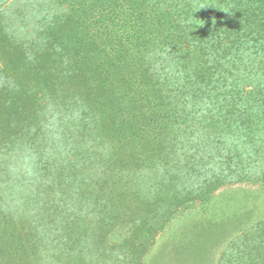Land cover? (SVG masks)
I'll use <instances>...</instances> for the list:
<instances>
[{
	"label": "trees",
	"instance_id": "16d2710c",
	"mask_svg": "<svg viewBox=\"0 0 264 264\" xmlns=\"http://www.w3.org/2000/svg\"><path fill=\"white\" fill-rule=\"evenodd\" d=\"M0 62V264H94L89 244L96 263L143 264L177 210L264 186V0H0ZM44 113L63 168L100 171L93 225L60 211L64 180L39 196L34 169L56 167L19 149ZM228 249L221 264H264V218Z\"/></svg>",
	"mask_w": 264,
	"mask_h": 264
},
{
	"label": "rangeland",
	"instance_id": "374dc122",
	"mask_svg": "<svg viewBox=\"0 0 264 264\" xmlns=\"http://www.w3.org/2000/svg\"><path fill=\"white\" fill-rule=\"evenodd\" d=\"M40 113L43 112L40 110ZM46 117L47 114L44 113L42 118L37 119L40 130L34 128L30 134L21 136V140H25L26 144L18 149L24 152L26 158L27 154L33 158L34 166L40 162H48V168L51 167L50 165L56 167V169L53 168L49 172H45L43 169H34L38 174L36 176L37 180L42 181V187L39 186L41 189L39 196L43 197V199L51 198L53 200L56 195L55 191L59 189L57 181L62 183L64 180L67 182L66 186H64L66 189H62L57 193V197H62L63 201L58 206L60 211L64 210L66 214L78 211L81 221L82 219L83 221L85 220L87 227L88 225H93L94 222L92 221L95 218L89 205L99 199L100 193L94 190L96 192L91 194V197H88L87 194L90 190H93L92 185L95 184L93 178L95 174L100 176V171L99 169L96 171L94 165L88 163L87 160L83 164H70L68 167L63 168L62 164L65 160L74 159V154L71 149L55 153L56 143L50 141L52 139H49L48 136L52 123L50 122L51 119L48 120ZM14 136L16 139H20L19 134ZM9 150L7 141L0 139V152L4 151L7 153ZM82 177V181L77 182V178L79 180ZM82 183L86 185L85 189H82ZM31 188L30 186L27 187L29 190ZM96 193L97 195H95ZM240 216L242 217L241 224L235 229L231 228L229 226L232 224L231 218H239ZM219 217H224V220L221 221ZM261 218H264V186L251 182L226 183L218 187L204 202L199 201V203H195L194 206L188 207L186 210H177L175 215L166 222L163 229L158 231L148 241L149 245H147L143 253V264H221L223 257L229 255L227 253L228 248L231 242L236 239V236L250 229ZM87 227L81 226L79 233L82 235ZM118 228L120 229L119 225L115 226L103 238L108 247L106 250L109 249V246L116 244L118 231H120ZM182 240L184 246H181ZM87 242L92 241L87 239ZM88 246L86 249L88 253L86 260L90 263L94 261L95 264L94 255L96 252L94 253L93 248H88ZM228 257L227 259L230 260L231 256L229 255ZM105 258L107 259V257ZM103 262L96 264H102ZM80 264H84V262ZM234 264L238 263L234 261Z\"/></svg>",
	"mask_w": 264,
	"mask_h": 264
}]
</instances>
